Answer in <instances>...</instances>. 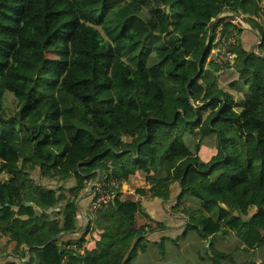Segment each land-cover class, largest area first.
Here are the masks:
<instances>
[{"label":"trees","instance_id":"1","mask_svg":"<svg viewBox=\"0 0 264 264\" xmlns=\"http://www.w3.org/2000/svg\"><path fill=\"white\" fill-rule=\"evenodd\" d=\"M262 3L0 0V204L8 197L0 235L17 257L8 264H131L151 229H134L142 208L123 199L121 186L88 214L82 236L55 237L76 228L75 202L91 179L121 185L140 171L150 187L139 196L168 200L181 182L175 209L189 202L177 212L210 238L211 264H239L214 246L219 233H235L247 251L264 246V28L251 19ZM225 13L257 29L258 55L241 47L238 33L231 64L207 61L217 27L223 35L232 27L223 17L187 90L209 27ZM204 141L214 143L207 161L199 156Z\"/></svg>","mask_w":264,"mask_h":264},{"label":"crops","instance_id":"2","mask_svg":"<svg viewBox=\"0 0 264 264\" xmlns=\"http://www.w3.org/2000/svg\"><path fill=\"white\" fill-rule=\"evenodd\" d=\"M259 35L257 29H251L249 24L246 27H242L239 30V43L245 51H253L256 47L257 38ZM221 80V79H220ZM210 153L206 154V150ZM214 152L213 141H204L201 145L199 155H203L205 161L210 158V155ZM74 178L65 182L61 188L66 189L67 194L75 186L66 187L67 183L73 184ZM43 186L49 189H57L56 183L51 181L42 180L40 182ZM89 185V184H88ZM120 194L123 195V199L130 203L139 202L141 205V212H138L134 219V229H138L144 225L147 221H152L156 224L155 228H150L149 232L145 235L146 251L138 254L131 264H138L141 258H147L146 264H211L209 260L208 247L210 244V238H202L199 236L198 229L194 225H189L187 219L179 214L177 211L186 205H189L187 200L180 203L181 206L175 209L176 200L181 194L178 183H173L170 187V198L168 200H162L151 196L146 193L142 196L137 194L138 189H148L150 185L144 179V174L136 172L135 175L129 178V181L120 185ZM199 191L203 196L212 199H218L219 194L211 192L206 187H201ZM0 204L1 214L6 212L5 200ZM92 195L88 190V186L81 192L75 202L76 206V228L71 232H63L58 236L59 240L66 241L76 239L82 236L86 232L88 226V210L91 203ZM238 211L233 212V216H237ZM53 216V215H52ZM224 216L220 214L222 219ZM261 218L264 219V212L261 214ZM56 217H50L46 224H50ZM242 219H245L242 217ZM230 235L218 234L213 239L214 246L220 251L232 253L235 260L239 264L252 262L257 259H262L264 255V246L254 247L250 250L242 249L240 246V240L236 238V234L231 232ZM90 237V231H88L87 239ZM188 253V254H187ZM17 257L13 254V246L6 241V237L0 235V264H8L15 262Z\"/></svg>","mask_w":264,"mask_h":264},{"label":"built area","instance_id":"3","mask_svg":"<svg viewBox=\"0 0 264 264\" xmlns=\"http://www.w3.org/2000/svg\"><path fill=\"white\" fill-rule=\"evenodd\" d=\"M226 20V23H230L232 26L230 31L226 34H222V25L217 27L215 31V36L213 38L211 49L208 54L207 61L216 60L217 63L221 66L225 64H231L234 60V54L230 52L231 45L235 42L236 36L239 33V30L242 27H246L247 24L241 22L238 18L232 17ZM261 23L264 27V3L261 4L260 11L253 18ZM257 37V42H260L261 37L259 35ZM253 53H257V48L253 49ZM119 183L114 179H109L107 176H103L102 180L98 179L93 182V186L91 189L92 200L89 206V214L94 215L102 205H107L110 203L115 197L116 194L111 190L112 187H119ZM147 226L150 228H155L156 224L152 221L146 222ZM254 264H263L262 259H257L254 261Z\"/></svg>","mask_w":264,"mask_h":264},{"label":"water","instance_id":"4","mask_svg":"<svg viewBox=\"0 0 264 264\" xmlns=\"http://www.w3.org/2000/svg\"><path fill=\"white\" fill-rule=\"evenodd\" d=\"M232 17L238 18L241 22H243V23H245V24H247V25L249 24V26L251 27V29H254V26H253L252 24L248 23V22L245 20L244 17H242V16H240V15H233ZM222 18H223L222 16H218V17H216V18L212 21V23H211V25H210V27H209L208 37H207L206 44H205V46H204V48H203V51L201 52V55H200V57H199V59H198V62H197V73H196V74H195V75H194V76L188 81V83H187V85H186V89H187V90H188V87H189V84L191 83V81L194 80V79H196V78L199 76V74H200V72H201V70H202V62H203L204 57H205V55H206V53H207L208 46H209V43H210V40H211V37H212V32H213L215 26L220 22V20H221ZM260 42H261V39H260ZM260 42H257V43H256V47H255V48H258ZM255 54L258 55V53H255ZM261 57L264 58V56H261ZM179 185H181V182H180V181H179ZM92 186H93V183L90 182L89 185H88V190H89V191H91ZM26 205H27V206H31V203H27ZM61 234H62V233H61ZM58 237H59V236L57 235V236L55 237V239L58 238ZM137 240H138V239H137ZM134 245H135V243L133 244V246H134Z\"/></svg>","mask_w":264,"mask_h":264},{"label":"rangeland","instance_id":"5","mask_svg":"<svg viewBox=\"0 0 264 264\" xmlns=\"http://www.w3.org/2000/svg\"><path fill=\"white\" fill-rule=\"evenodd\" d=\"M230 15V13H225V14H222L221 16L222 17H226V16H229ZM256 15H254V16H252L251 17V19H253L254 17H255ZM254 20V19H253ZM255 21H257V20H255ZM258 22V21H257ZM155 24H157V21L155 20L154 22H152V26H154ZM263 27V26H262ZM264 28V27H263ZM258 52V51H257ZM160 56H162V54H159ZM225 65H229V63L228 64H225ZM224 66V65H223ZM220 79H221V81H222V83L225 85V87H226V90H228L227 89V86H226V83L228 82V80H229V78L226 76V74H224V73H221V75H220ZM206 150V154H208V153H210V151L209 150H207V149H205ZM200 156V158H202L203 159V155L201 154V155H199ZM39 177H40V175L38 174V172H33V178L35 179V180H39ZM98 179H100V174L98 175V176H96L94 179H91L89 182H95L96 180H98ZM88 181H87V183H89ZM76 184V182H74L73 184H69V183H67L65 186L66 187H68V189H69V187H71V186H74ZM55 189H56V187H55ZM64 191H67L66 189H63ZM65 194H67V192H65ZM7 200V199H6ZM135 207H133V209H134ZM136 209V208H135ZM137 215V212H134V215L133 216H136ZM188 254V253H187ZM148 259L147 258H141L140 260H139V262H138V264H146V261H147Z\"/></svg>","mask_w":264,"mask_h":264}]
</instances>
